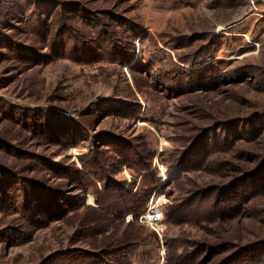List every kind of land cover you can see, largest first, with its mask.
Returning <instances> with one entry per match:
<instances>
[{
    "label": "rangeland",
    "instance_id": "1",
    "mask_svg": "<svg viewBox=\"0 0 264 264\" xmlns=\"http://www.w3.org/2000/svg\"><path fill=\"white\" fill-rule=\"evenodd\" d=\"M0 264H264V0H5Z\"/></svg>",
    "mask_w": 264,
    "mask_h": 264
},
{
    "label": "trees",
    "instance_id": "2",
    "mask_svg": "<svg viewBox=\"0 0 264 264\" xmlns=\"http://www.w3.org/2000/svg\"><path fill=\"white\" fill-rule=\"evenodd\" d=\"M0 5H5V0H1L0 1ZM5 7V6H4ZM84 165V164H83ZM76 175H80L83 174L80 170H76ZM79 175L77 176V178H79ZM84 175V174H83ZM100 181V180H99ZM104 185V189H107V187H109V182H102ZM34 183H32L31 187H33ZM78 185L80 186L79 188H81L82 190L84 189V187H82V181L78 183ZM36 189H38L37 186H35ZM34 189V187H33ZM119 189V188H118ZM35 191V189H34ZM149 194L150 192L147 190H144V192H132L130 190H113L111 193H107L106 195L108 196V199L103 201V202H107V201H116L112 204V206H109L110 204H108L107 209L109 212L111 211L112 213L113 210L112 209H118V212H122V211H126V210H130L134 212V217L137 216L139 214V212L141 211V209L144 207V205L146 204L147 199L149 198ZM102 202V201H101ZM100 200L97 201V203H101Z\"/></svg>",
    "mask_w": 264,
    "mask_h": 264
},
{
    "label": "built area",
    "instance_id": "3",
    "mask_svg": "<svg viewBox=\"0 0 264 264\" xmlns=\"http://www.w3.org/2000/svg\"><path fill=\"white\" fill-rule=\"evenodd\" d=\"M161 205L160 201L157 200L140 216L144 222L148 223L156 230L161 229L163 225L164 213Z\"/></svg>",
    "mask_w": 264,
    "mask_h": 264
}]
</instances>
